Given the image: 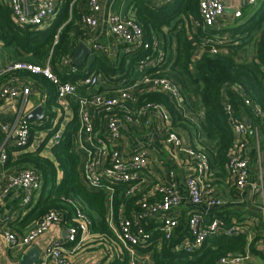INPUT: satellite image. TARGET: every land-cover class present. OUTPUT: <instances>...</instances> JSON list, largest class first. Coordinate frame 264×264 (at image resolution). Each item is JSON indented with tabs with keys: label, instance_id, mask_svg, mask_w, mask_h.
<instances>
[{
	"label": "trees",
	"instance_id": "16d2710c",
	"mask_svg": "<svg viewBox=\"0 0 264 264\" xmlns=\"http://www.w3.org/2000/svg\"><path fill=\"white\" fill-rule=\"evenodd\" d=\"M76 2L64 0L54 23L41 29L17 26L10 6L0 0V43L14 48L19 60L35 64H43L52 53L55 73L62 81H67L58 66L74 55L85 31L81 17L76 18L74 8L71 10ZM133 18L142 27L145 40L151 41L155 37L162 40L165 60L153 71H160V76L179 86L185 98L184 107L200 123L190 121L184 107L179 108L168 95L154 92L147 85L135 91L136 107L164 106L172 119V131L180 138L177 129L190 132L195 126L202 139L193 146L205 152L212 169L224 172L235 147L230 116L225 109L227 104L232 106L234 117L248 119L251 128L259 126L260 133L264 135L261 117L264 116V5L254 18L235 25L232 31H228L230 28L219 30L216 27L218 24L204 28L199 0H174L163 7H157L148 0L136 1ZM197 50H201V54L195 59ZM148 54L149 51H141L123 55L119 63H115L93 52V59L89 58L78 67L74 78L98 72L110 83L125 82L129 85L134 80L139 60ZM12 76L1 77L0 85L7 83ZM15 76L27 79L32 87L47 95V120L39 128L49 131L48 139L51 138L62 123L59 120L55 125L57 113L51 112L58 106L55 87L42 76L30 73H17ZM71 108L73 117L63 132L61 142L52 148L50 154L43 153L44 145L33 150L19 149L16 156L9 152L4 167L6 171L18 173L30 169L36 172L41 182L40 199L24 219L23 227L40 222L51 211L59 214L60 223L67 228L76 226L75 212L81 208L92 223L91 244H100L109 256L112 255L111 264H135L137 253L150 255L153 264H216L224 257L245 255L248 250L258 255L255 242L261 238L263 225H260V233L252 244L246 235L216 236L206 239L194 252L186 253L181 249L184 239L189 236L188 223L184 218L180 219L175 236L170 241L164 240L160 230L153 231V226H147V230L153 233L151 245L144 249L136 247L135 254L131 255V249L118 237L119 221L121 216L132 219L141 210L143 195L137 192L127 196V185H115L113 194L106 189L94 190L88 185L84 175L86 155L77 151L80 130L78 106L71 102ZM201 111L204 113L200 118L198 113ZM104 119V115L96 117V131H104ZM31 128L32 133L33 125ZM219 216L230 223V218L222 213Z\"/></svg>",
	"mask_w": 264,
	"mask_h": 264
},
{
	"label": "built area",
	"instance_id": "2783aa9c",
	"mask_svg": "<svg viewBox=\"0 0 264 264\" xmlns=\"http://www.w3.org/2000/svg\"><path fill=\"white\" fill-rule=\"evenodd\" d=\"M87 12L81 16V24L86 34H89L99 26L98 15L102 11L101 0H84ZM174 0H157L158 7L166 6ZM258 0H245L246 4L254 5ZM61 5L60 0H10V8L14 22L19 27L32 26L43 27L54 19ZM32 7L34 13L29 14ZM201 23L204 28L217 25L224 17L226 7L224 0H199ZM235 18H241V11H236ZM106 24L111 34L117 40L118 46H122V54L133 55L141 51H149L150 54L140 59L137 71L142 78L133 83L118 88L114 96L102 94H88L78 98L80 90H92L100 84L99 75L89 74L81 81L65 82L55 73L52 67L51 55L43 64H35L25 60L13 61L0 67V78L14 75L4 85H0V107L4 103L14 100L21 101V110L14 124L0 126V132L4 137L3 145L0 144V201L5 198L13 188H21L25 197L23 205L28 206L35 191L40 190L39 176L33 170H23L18 173H9L5 170L8 155L5 146L25 148L31 140V125L26 117V104L32 94L31 82L22 77L15 76L17 73H30L42 76L50 81L56 89L57 103H63L68 99H74L78 106L80 120L79 145L86 155L84 175L88 185L94 189H106L110 194L114 193L115 185H127V196L137 193L139 180L138 173L148 168L150 154L148 149H140L134 153L125 154L121 148L123 127L138 128L150 124L152 113L160 118L163 123L164 141L167 146L184 151L189 160L195 166V172L187 180V193L190 204L193 207L202 206L206 200L213 208L223 207L224 201L211 197L213 192L212 166L208 156L203 150L195 146H184L182 139L172 131V119L162 105L149 106L138 109L135 91L142 85H147L154 92L168 95L175 104L182 108L185 98L177 84L165 76H160L157 69L165 60V52L162 40L158 37L151 41L145 40L142 27L129 16L121 13H111L106 19ZM199 26V24H196ZM212 43L211 40L207 41ZM120 49V48H118ZM91 52L106 53V48L101 44H93ZM196 59L197 57L194 56ZM62 66H68L71 73L78 72V67L72 63V57L64 59ZM72 65V66H70ZM248 104V102H247ZM226 113L230 116L231 129L235 138V147L227 167L232 184L235 189L244 192L248 188L253 194L264 196V176L256 182L249 180V160L247 157L248 139L250 127L246 119L234 117L231 105L225 106ZM260 114V111H257ZM104 115V131H96V117ZM264 122V116H261ZM64 129L58 131L46 142L45 139L37 140V146L49 145L53 148L62 140ZM44 147V148H45ZM173 178V173L171 174ZM158 200L150 201L147 197L141 200V210L133 215L132 219L121 216L119 221L118 237L125 246L131 249L148 248L152 243L153 233L147 230L146 217L162 216L160 231L164 240L170 241L175 236L179 221L172 215L173 211L180 207L181 196L175 183L159 185L155 191ZM76 226L67 228V243L80 245L90 238L91 220L81 208H77ZM9 219L0 223V233L5 239L15 246H28L35 242L43 234L47 233L55 224L60 223L57 212L51 211L40 222L32 227L26 236L18 239L16 235L6 228ZM189 236L184 239L182 250L192 253L200 248L206 239L216 236L235 237L246 235L248 239L249 229L244 223H227L224 219H207L203 213L192 212L188 220ZM249 241V239H248ZM264 256V243L257 247ZM255 253L248 250L245 255L224 257L216 264H249L254 260ZM55 264H74V261L63 254L60 244H52L44 251V260Z\"/></svg>",
	"mask_w": 264,
	"mask_h": 264
},
{
	"label": "crops",
	"instance_id": "0c3cea01",
	"mask_svg": "<svg viewBox=\"0 0 264 264\" xmlns=\"http://www.w3.org/2000/svg\"><path fill=\"white\" fill-rule=\"evenodd\" d=\"M8 5H10V0H4ZM61 5L59 7V12L62 9L63 1L60 0ZM77 2L72 4L74 8V16L78 18V16H82V14L87 12V5L84 0H76ZM121 0H101L102 11L98 15L99 18V26L97 29L89 34L83 32V40L80 42L85 43L91 49L93 44H101L106 48V53L102 54L100 52H94L97 56H100L104 59H109L115 63H119L122 59V46H118L117 48V40L111 34L107 24L106 19L111 13H123L124 2L122 3L120 9L118 10V2ZM129 12L125 14L126 16L133 18V10L135 9V2L141 0H129ZM146 1V0H142ZM153 5L158 7L157 0H148ZM226 12L224 17L226 16L235 18V12L241 11L242 17L244 16L245 10L247 11L248 20L254 18L259 10L262 9L264 5V0H258L254 5L246 4L245 0H224ZM70 10V13L72 11ZM29 14H33L34 10L32 7L28 10ZM57 14V16H58ZM57 16L40 27L41 29H45L50 27ZM241 17V18H242ZM229 21V20H226ZM244 24V23H243ZM242 25V24H241ZM230 28V27H229ZM83 31V30H82ZM174 52L176 50V45L173 47ZM93 54V53H92ZM91 54V55H92ZM201 54V50H197L195 56L198 58ZM90 55V56H91ZM106 57V58H105ZM20 57L17 51L11 47H5L2 43H0V67H3L7 63L13 61H19ZM89 59V58H88ZM87 59V60H88ZM93 58H91L92 60ZM120 59V60H119ZM86 63V62H85ZM72 66V65H70ZM58 69L61 73H64L65 78H68L65 82H74L81 81L82 78H74L77 73L73 74L70 72L68 66L59 65ZM99 75L100 84L97 88L92 90H80L78 92L77 97H85L88 94H102L106 96H114L117 94L118 88H123L125 86V82L121 84H113L107 81L101 73H90ZM89 75V74H88ZM87 76V75H86ZM141 73L137 71L134 75V80L141 79ZM133 80V82H134ZM132 82V83H133ZM32 94L28 99L26 104V113H30L35 108L42 106L46 113V105L48 102V97L41 90L31 87ZM71 102L75 103L74 99H68L63 103H58L56 108L52 109L51 112L57 113L56 118H59L61 123V128L65 130L67 124L73 117ZM76 104V103H75ZM184 107V106H183ZM182 107V108H183ZM185 115L195 124L200 123L198 118L194 116V114L190 113L189 110L184 107ZM21 110V101L14 100L8 103H4L0 107V126L2 125H12L17 119L19 112ZM204 112L198 113L199 117L203 116ZM150 124L142 125L138 128H134L131 126L123 127L122 129V137H121V148L123 153L130 154L134 153L140 149H148L150 154V162L149 166L146 170L138 173L139 180L138 190L137 192L142 194L143 197H147L150 201L158 200V197L155 193L156 188L159 185L167 184L173 182L176 184L180 196H181V204L180 207L173 211L172 215H174L178 221L180 222L181 218H184L187 223L189 217L192 212H200L203 213L207 219L220 218L219 214H223V216L230 218V223H244L248 229V239L249 243L255 241L259 232L260 225L264 226V196L256 195L251 192L248 188L244 192H240L234 188L232 184V179L228 172V167H225V171H219L218 168L212 169V182H213V192L211 197L216 199H221L224 201L225 205L219 208H213L208 205V200L200 207H193L188 199L187 193V180L191 177V175L195 172L194 164L189 160L187 154L184 151H180L177 149H173L170 146H167L164 141V130L163 123L160 121V118L152 113L150 116ZM43 122H33V131L31 133V140L27 147V149L33 150L37 149V140L43 138L45 142L48 140V135L46 137L45 134L47 130H43L39 128ZM194 125V124H193ZM38 127V129H35ZM195 126L191 127V133L187 131H183L181 129H177L178 133L181 135L184 146H193L200 143L202 139V134L195 131ZM250 133L248 139V149H247V157L249 160V180L250 182H256L262 176H264V135L260 133L259 126L251 128V122L249 124ZM192 130L196 132V139L194 141V135L192 134ZM101 131V130H99ZM4 137L0 132V144L3 145ZM46 144H44L45 147ZM77 151H81V147L78 143ZM24 148H15L10 145L5 146V151L7 155L9 152L12 153L13 156L19 154L20 150ZM52 148L47 145L43 149V153L45 155L50 154ZM82 152V151H81ZM233 154V153H232ZM2 171V170H1ZM0 171V173H1ZM173 173V178L171 174ZM1 188V182H0ZM41 190V188H40ZM35 191L33 194V199L28 206L23 205V200L25 197V193L21 188H13L9 194L0 201V223L9 219L8 224H6L7 230L14 233L16 237L20 240L24 236L27 235L28 231L36 225L37 222L33 224H27L26 227H23L24 219L29 215V213L35 208L38 200L40 199L41 191ZM224 219V218H222ZM162 216L151 218L146 217L145 223L148 227L153 226V231H159L162 223ZM225 220V219H224ZM229 223V224H230ZM262 226V227H263ZM67 227L62 223L55 224L47 233L43 234L39 237L35 242L28 246H15L9 243L3 234L0 233V264H21L26 262L23 261V257H27L28 260L36 259L38 260L37 264H41L44 260V251L47 247L52 244H60L63 248V254L69 257L74 261V264H111L112 255L109 256L108 253L100 246V244H91L92 238L90 237L83 244L81 243L79 246L76 244L67 243ZM261 238L257 242H255V248L260 244L264 243V227L262 228V233L260 234ZM251 251V250H250ZM258 251V250H257ZM253 252V251H252ZM259 252V251H258ZM260 253V252H259ZM258 255L255 254L254 260L249 264H264V256L261 253ZM147 259L151 261L150 255H146ZM47 264H55L53 262H48ZM153 264V263H151Z\"/></svg>",
	"mask_w": 264,
	"mask_h": 264
},
{
	"label": "water",
	"instance_id": "95a60500",
	"mask_svg": "<svg viewBox=\"0 0 264 264\" xmlns=\"http://www.w3.org/2000/svg\"><path fill=\"white\" fill-rule=\"evenodd\" d=\"M91 54L92 52L89 49V47L85 45V43L80 42L78 49L72 56V63L76 65L77 67H81L82 65L85 64V62L87 61V59L90 57ZM45 118H46V114L42 106L35 108L26 117V119L31 123L43 122ZM246 123L249 125L250 121L246 119ZM23 261L26 262V264H37L38 263V260L36 259L28 260L27 257H23ZM21 264H24V263H21Z\"/></svg>",
	"mask_w": 264,
	"mask_h": 264
},
{
	"label": "rangeland",
	"instance_id": "374dc122",
	"mask_svg": "<svg viewBox=\"0 0 264 264\" xmlns=\"http://www.w3.org/2000/svg\"><path fill=\"white\" fill-rule=\"evenodd\" d=\"M123 2L125 4H124V9H123L122 15L123 16H126L125 14H127L129 12V3H130V1L129 0H121V1H119L118 2V10L120 9V7H121V5H122ZM226 20H229V21H226ZM247 20H248L247 11L245 10L244 16L242 18H234L233 19V17H231V16L230 17L226 16V19H225V17H223L222 19H220L218 21V23H217L218 25L216 27H217V29L222 30V31L225 30L223 28H229L230 27V30H228V31H232L234 29L235 25L243 24ZM91 57H92V55L89 58H91ZM99 82H100V80H99ZM59 118H60V116H59ZM59 118H56L55 125L58 124ZM55 125H54L53 130L55 129ZM192 131H193L192 134L194 135V141L196 142L197 141L196 136H195L196 135V132H194V130H192ZM48 134H49V131L46 132V134H45L44 137H46ZM145 256L146 255L137 253V255L135 256V264H151L152 261H150L149 259H147V257H145ZM136 259H137V261H136Z\"/></svg>",
	"mask_w": 264,
	"mask_h": 264
}]
</instances>
